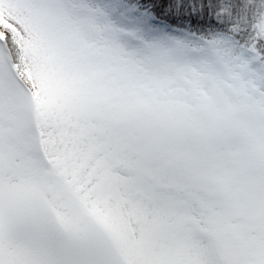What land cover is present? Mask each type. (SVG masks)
<instances>
[{"label": "snow or ice", "instance_id": "1", "mask_svg": "<svg viewBox=\"0 0 264 264\" xmlns=\"http://www.w3.org/2000/svg\"><path fill=\"white\" fill-rule=\"evenodd\" d=\"M174 9L0 0V264H264V0Z\"/></svg>", "mask_w": 264, "mask_h": 264}, {"label": "trees", "instance_id": "2", "mask_svg": "<svg viewBox=\"0 0 264 264\" xmlns=\"http://www.w3.org/2000/svg\"><path fill=\"white\" fill-rule=\"evenodd\" d=\"M132 3H139L141 8L146 9L140 15L150 24L156 20L159 24L149 26L166 25L177 30H196L201 25L194 23L191 18L181 19L175 12L176 0H131ZM186 16L188 14H185Z\"/></svg>", "mask_w": 264, "mask_h": 264}, {"label": "rangeland", "instance_id": "3", "mask_svg": "<svg viewBox=\"0 0 264 264\" xmlns=\"http://www.w3.org/2000/svg\"><path fill=\"white\" fill-rule=\"evenodd\" d=\"M143 23L145 24L146 30L151 33L153 36L158 34V33H168V34H175L177 31V29H172L167 27L166 25H160V26H149L151 24L156 25L159 24L158 21L156 20H151L150 24L147 23L146 20H144L143 18Z\"/></svg>", "mask_w": 264, "mask_h": 264}]
</instances>
